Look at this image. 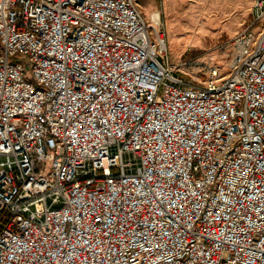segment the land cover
Returning a JSON list of instances; mask_svg holds the SVG:
<instances>
[{
  "label": "built area",
  "instance_id": "obj_1",
  "mask_svg": "<svg viewBox=\"0 0 264 264\" xmlns=\"http://www.w3.org/2000/svg\"><path fill=\"white\" fill-rule=\"evenodd\" d=\"M253 10L198 83L162 10L0 0V264H264Z\"/></svg>",
  "mask_w": 264,
  "mask_h": 264
},
{
  "label": "rangeland",
  "instance_id": "obj_2",
  "mask_svg": "<svg viewBox=\"0 0 264 264\" xmlns=\"http://www.w3.org/2000/svg\"><path fill=\"white\" fill-rule=\"evenodd\" d=\"M256 0H138L145 17L162 11V24L173 61L183 59L186 82H204L210 68L227 74L228 48L223 45L252 20ZM162 7V8H161ZM221 46V47H220Z\"/></svg>",
  "mask_w": 264,
  "mask_h": 264
},
{
  "label": "crops",
  "instance_id": "obj_3",
  "mask_svg": "<svg viewBox=\"0 0 264 264\" xmlns=\"http://www.w3.org/2000/svg\"><path fill=\"white\" fill-rule=\"evenodd\" d=\"M152 10H159V8L157 7V5H155ZM161 10L163 11V8Z\"/></svg>",
  "mask_w": 264,
  "mask_h": 264
}]
</instances>
